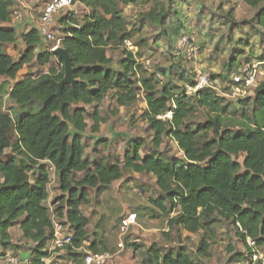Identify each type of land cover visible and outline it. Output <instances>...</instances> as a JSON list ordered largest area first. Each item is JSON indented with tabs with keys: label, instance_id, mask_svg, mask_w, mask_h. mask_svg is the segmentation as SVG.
I'll return each instance as SVG.
<instances>
[{
	"label": "trees",
	"instance_id": "trees-1",
	"mask_svg": "<svg viewBox=\"0 0 264 264\" xmlns=\"http://www.w3.org/2000/svg\"><path fill=\"white\" fill-rule=\"evenodd\" d=\"M134 1L141 0H122ZM243 1L256 9L255 19L264 30V0ZM81 2L88 11L81 16L70 11L59 18L61 46L69 51L76 69L75 84L63 88L61 110L56 93L65 75L63 61L43 48L45 42L37 27L19 34L6 25L12 20L13 1L0 0V84L16 80L24 66L37 65L36 72L12 85L10 98L20 107L16 118L0 111L1 255L6 256L8 248H18L11 235L18 224L23 238L33 244L31 261L43 264L42 258L49 256L46 247L54 224L47 201L54 170L62 194L53 205L59 216H66L64 224L73 232L66 253L74 264H84L86 254L84 242L89 238L90 219L83 207L89 203L88 190L101 193L127 171L153 175L158 196L149 198V202L154 209L169 217V227L177 229L179 235L185 231L199 236L196 258L185 245L165 254L150 248L144 264H204L197 259L209 256L218 218L233 225L251 258L257 248L264 247V124L243 108L241 115L251 127L233 130L225 126L223 118L235 112H228L231 104H225L223 95L206 88L199 98L188 96L186 85L175 81L184 79L183 73L176 77L160 69L166 79L161 82L155 72H150L139 53L145 40L135 38L140 29L129 26L118 0ZM168 16L165 4L155 2L141 19L162 28L161 33L169 39L165 27ZM19 38L25 49L15 58L5 46ZM127 40L133 42L137 52L125 47ZM114 50L121 53L118 61L110 55ZM249 55L254 56L251 51ZM249 57L239 60L233 56L225 65L226 73L212 78L230 81L233 66L249 62ZM143 92L146 108L140 117L152 133L150 152L142 155L143 143L132 140L123 160L111 161L105 156L89 160L86 135L98 133L101 124L107 122L100 110L103 101L109 98L115 102L113 115L119 113V107L130 112ZM247 100L253 101L254 111L264 110V79ZM90 107L92 111H88ZM199 109L206 111L207 118L193 127L189 120ZM168 112L171 118H160ZM165 139L176 142L182 156L164 154L161 146ZM78 173H83L81 178ZM102 244L94 241L89 249L103 251ZM128 246L139 248L136 243Z\"/></svg>",
	"mask_w": 264,
	"mask_h": 264
},
{
	"label": "rangeland",
	"instance_id": "rangeland-1",
	"mask_svg": "<svg viewBox=\"0 0 264 264\" xmlns=\"http://www.w3.org/2000/svg\"><path fill=\"white\" fill-rule=\"evenodd\" d=\"M118 1L119 8L123 11L129 26L140 29L135 38L145 40V44L140 47L139 53L142 54L144 63L151 70L150 72H155L161 82L166 79L165 75L159 72L160 69H164L166 75L170 72L175 74L173 76L177 75L176 77L183 73L184 79L177 78L175 81L184 86L191 83L188 78L194 80L201 73H208L211 76L225 74L227 70L225 65L233 56L243 60L250 56L251 51L254 56L249 57V60L264 57V30L260 28L255 19L256 9L248 6L243 0H141L133 3ZM155 2L164 3L167 7L169 16L165 27L168 30L169 39L161 33L162 28L141 19L142 14L148 12ZM81 3V0H76L75 6L71 8V10H78L80 16L87 11ZM59 27L57 22V34H61ZM184 35H188L200 46L196 58L189 57L187 54L183 55L179 49L178 41ZM12 46L11 44L6 45L5 51L14 54L16 58L20 55V51L17 52L16 47L14 49ZM49 46L50 44L45 42L43 47L45 49ZM110 55L118 60L120 51H111ZM240 66L239 64L234 65L230 72H236ZM43 70L46 71L47 68ZM227 83L228 81H225L222 90L230 93ZM10 85L7 80L0 84V111L8 112L16 118L20 107L10 98L8 90ZM143 95L144 92L140 96V101L130 112L122 111L120 116L113 118L102 127L99 135L113 138L110 148V151H113L112 155L115 151L122 155L129 149L132 140L143 143L142 155L150 152L152 133L147 123L140 117L146 107ZM250 96L253 94L223 96L226 99L225 104H231L227 109L228 112H235L234 115L228 114L223 118L225 126L233 130L251 127L241 115L243 108L249 111L255 121L264 124V110L257 108L254 111L253 101H246ZM242 101L245 105L239 104ZM114 108V102L106 100L100 110L104 116H109L110 112L107 110ZM206 118V111L199 109L190 117L189 122L195 127L203 124ZM86 136H88L86 138L87 158L92 160L105 156L107 159L109 147L104 148L103 146L96 150L91 133H87ZM161 151L167 156H182L176 142L168 139H165ZM77 177L82 176L77 175ZM88 191L89 203L83 207V212L90 216L93 226L98 220L100 224L96 232L99 234L106 233L110 237L114 229L119 232L120 213L131 211L138 213V225L131 226L129 234L122 237L125 241V248L114 264H144L150 248H157L160 253L165 254L169 251L176 252L183 245L188 248L193 257H197L199 236L185 231L179 235L177 229L173 231L168 225L169 217L161 215L149 202V198L158 196L156 179L153 175L127 171L124 172L122 179L114 181L103 192L97 193L94 189ZM214 229L216 235L212 239L209 256L197 260L204 264H249L248 251L243 241L236 235L233 225L218 218ZM12 233L15 244L22 249L23 245H20L21 240L17 228ZM131 243L138 244L139 248L134 249L128 246ZM257 251L264 259V247L257 248Z\"/></svg>",
	"mask_w": 264,
	"mask_h": 264
},
{
	"label": "built area",
	"instance_id": "built-area-1",
	"mask_svg": "<svg viewBox=\"0 0 264 264\" xmlns=\"http://www.w3.org/2000/svg\"><path fill=\"white\" fill-rule=\"evenodd\" d=\"M38 3L39 10V23L38 29L42 35L44 42L50 44L47 48L50 52H54L58 47L61 46L62 36L57 34L56 26L60 16L68 14L73 6L76 4V0H35ZM69 10V11H66ZM11 23H18L25 18V7L20 1V5L12 10ZM125 47L134 53L138 51V48L133 44L132 41H125ZM179 49L183 52V55L187 54L189 57L196 58L199 54L200 46L198 43L188 36H182L178 41ZM186 56V55H185ZM233 75V76H232ZM228 80V88L230 93L223 91V85L225 81L221 78L213 79L208 73H201L194 79L193 82L185 86V92L188 96L200 97L202 90L206 88L215 89L216 92L223 96H243L254 94L256 88H258L261 80L264 79V57L255 58L247 63L240 66L238 71L233 73ZM12 87L9 89L11 92ZM171 112L166 113L160 118H171ZM54 230L50 239V248L48 250L49 256L42 258L43 264H62L60 260L63 251L72 244L73 232L71 228L64 224L61 219H54ZM138 224V214L136 212L127 213L121 221L120 235L125 236L130 227ZM250 245H254V242L248 238ZM125 248V241L123 239L118 243V251H123ZM84 264H111L118 252L112 251H84ZM5 264H34L30 258L24 259L15 254H6L4 258ZM249 264H264V259L259 252L256 251L250 258Z\"/></svg>",
	"mask_w": 264,
	"mask_h": 264
},
{
	"label": "crops",
	"instance_id": "crops-1",
	"mask_svg": "<svg viewBox=\"0 0 264 264\" xmlns=\"http://www.w3.org/2000/svg\"><path fill=\"white\" fill-rule=\"evenodd\" d=\"M12 1H13L12 10L14 8H17L20 5V1L23 3V5L25 7V18L22 21L18 22V23H11V22H9L6 25H8L10 27H14L19 34H22L24 32H28L30 29H32L34 27H38L40 13H39V10H38V4L36 3L35 0H12ZM81 5L83 7H85L83 3H81ZM85 9H86V7H85ZM75 13L76 14H79V11L78 10H75ZM58 23H59V21H58ZM11 45H13L12 47H14V49L16 47L17 52L20 51V55H21L22 51L25 49V44H24V42L22 41L21 38H19L15 43H13ZM39 50H41V48H39ZM8 54L11 55V56H13V57H15V55L12 54V53H8ZM18 57H16V58H18ZM120 57H121V53H120ZM120 57L118 58V60L120 59ZM57 60H58L57 58H54V62L55 63H57ZM118 60H116V61H118ZM50 66L51 65L46 66L45 69L47 68V70L46 71L43 70V73L44 72H47L49 70ZM36 69H37V65L35 63H32L30 65L24 66L23 69H21V71L19 72L18 77H17L16 80L7 79V81H9V83L11 84L10 87H9V89L12 87V85L17 80L23 79L26 76V74H28L30 72L31 73L36 72ZM106 100H109V99L107 98V99H105L103 101V103L100 105V109H101V106L104 104V102ZM109 101L110 102H114V101H111V100H109ZM114 104H115V102H114ZM125 109L126 108H124V107H119V109H118L119 110V113L116 114V115H113L112 114V111H115L116 110V104H115V108L113 110H110V109L107 110V112H110L109 116H104L102 114V116L107 119V122L101 124L100 131L98 133L91 134L92 135L91 138H92V140L94 142V145H95L96 150L97 149H100L103 146H104V148L109 147V150H108L109 152H108V154L106 156L107 157V160L114 161L115 159H118V158L120 160H123V156H124V154H125L126 151H124L122 155H120V152H118V151L116 152L115 151V153L112 155V152L113 151L112 150L110 151V148H111V144L113 142V140H112L113 138L111 139L110 137L108 138V137H105V136H102L101 137V135H99V134L101 132L102 127L105 124L109 123L113 118H116V117L120 116L121 112L124 111ZM26 110H28V109H26ZM88 111H92V108L91 107L88 108ZM89 121H91V120L89 119ZM77 175H79V176L81 175L82 176L83 173H78ZM57 185L58 184H57V176H56V173L54 172V170H51L50 195H49V199L47 201V204L50 206V212H51L52 219L53 220L55 218L56 219H61V220H63L65 222L66 221V216H62V217L59 216L57 214V212H55V209L57 207L53 205L54 200L57 199L62 194L61 191L57 188ZM83 213L85 214V212H83ZM127 213H129V212H125L124 214H121L120 213L119 214V219H121V221H122V219L124 217H126ZM64 215H66V214H64ZM85 215L90 219V216H88L87 214H85ZM121 221H120L119 227L121 226ZM99 224L100 223H98V220H96L95 226H93V224L91 222V219H90V224H89V227H88V230H89V238H88L87 241L84 242V251H91L89 249V246L91 245L92 242H94V241H98V242L99 241H102L103 244L101 246H105V250H103V251H112V252H116V253L118 252V254L115 256L114 260L112 261V264H114V262L119 258V255L122 252V251L121 252L118 251V243L122 239V237L120 235V229H119V232L116 231V229H114V231L112 232V234L109 237V236H107L106 233L105 234L104 233L103 234L97 233L98 232L97 231V228H98ZM16 228H17L18 236H19V238L21 240L20 245H23V248L22 249L17 248L16 250H13L11 248H8L6 250V252H5V254L12 253V254L19 255L20 257H22L24 259H28V258H30L31 248H32V245L33 244L23 238L22 231L20 230V227H19L18 224L15 225L11 229L12 241H13L14 244H15V241H14V235H13L12 231L15 230ZM128 234H129V231H128ZM128 234H126V235H128ZM49 245H50V240L48 241L47 247H46V248H48V250L50 248ZM4 258H5V255L4 254L1 255V249H0V264H5L4 263ZM60 260L62 261V264H74V260L70 256H68V254L66 253V250L63 251Z\"/></svg>",
	"mask_w": 264,
	"mask_h": 264
},
{
	"label": "water",
	"instance_id": "water-1",
	"mask_svg": "<svg viewBox=\"0 0 264 264\" xmlns=\"http://www.w3.org/2000/svg\"><path fill=\"white\" fill-rule=\"evenodd\" d=\"M54 53L60 60L63 61V64H64L65 75L63 79L58 83V91L56 93L57 97L59 98L61 102V110H63L64 108V103L62 99L63 88L67 84H72V85L75 84L76 82L75 70L76 69L73 66L71 55L66 48H64L63 46H60L54 51Z\"/></svg>",
	"mask_w": 264,
	"mask_h": 264
}]
</instances>
